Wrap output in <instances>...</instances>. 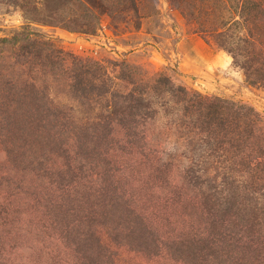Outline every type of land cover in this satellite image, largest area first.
I'll return each instance as SVG.
<instances>
[{
    "label": "rangeland",
    "instance_id": "rangeland-1",
    "mask_svg": "<svg viewBox=\"0 0 264 264\" xmlns=\"http://www.w3.org/2000/svg\"><path fill=\"white\" fill-rule=\"evenodd\" d=\"M0 264H264V0H0Z\"/></svg>",
    "mask_w": 264,
    "mask_h": 264
}]
</instances>
